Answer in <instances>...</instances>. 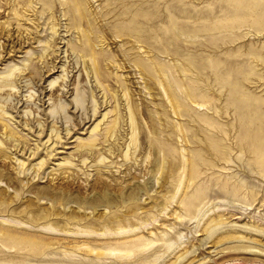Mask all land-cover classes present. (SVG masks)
I'll list each match as a JSON object with an SVG mask.
<instances>
[{"label":"rangeland","instance_id":"obj_1","mask_svg":"<svg viewBox=\"0 0 264 264\" xmlns=\"http://www.w3.org/2000/svg\"><path fill=\"white\" fill-rule=\"evenodd\" d=\"M0 264H264V0H0Z\"/></svg>","mask_w":264,"mask_h":264},{"label":"bare ground","instance_id":"obj_2","mask_svg":"<svg viewBox=\"0 0 264 264\" xmlns=\"http://www.w3.org/2000/svg\"><path fill=\"white\" fill-rule=\"evenodd\" d=\"M59 136H60V135H59ZM58 139H59V138H58ZM53 140H54V139H53ZM56 141H57V140H56ZM73 141H74V140H72L71 142H73ZM54 143H55V142H54ZM52 145H53V144H52ZM66 146H67V145H66ZM66 146H65V148H67V147H68V146H67V147H66Z\"/></svg>","mask_w":264,"mask_h":264}]
</instances>
